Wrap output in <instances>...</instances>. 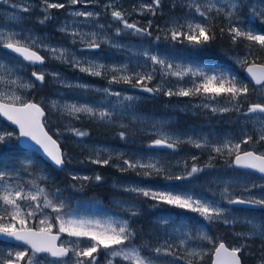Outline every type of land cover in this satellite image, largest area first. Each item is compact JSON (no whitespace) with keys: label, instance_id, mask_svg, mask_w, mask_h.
Instances as JSON below:
<instances>
[{"label":"rangeland","instance_id":"374dc122","mask_svg":"<svg viewBox=\"0 0 264 264\" xmlns=\"http://www.w3.org/2000/svg\"><path fill=\"white\" fill-rule=\"evenodd\" d=\"M165 1L157 9L156 14L159 16V23H155L150 30L151 36L133 35L132 31L124 30L118 36L116 29L121 28L122 24L113 20L111 17L112 8H105V5L110 2L115 6L123 9L127 14L128 19L131 15H143L144 19H139L138 26L147 27L150 21L148 12L139 11L140 6L145 3H150L151 0H93L92 3H87L84 0L82 3L76 5H68L67 0H50V2L65 3L66 7L63 9H49L47 14L50 19L45 20L44 23H39L44 19L45 11L43 0H18L17 2H10L12 10L0 9V33L7 35L9 33H18L17 39H24L25 37H36L38 43H43L57 48H67L70 54H75L82 61L94 60L98 63L106 64L108 66H121L126 65L128 71L124 74L153 72V80L147 81V86L161 87V91L154 93H140L130 90L128 86L131 84L126 83H109L113 73H107L103 76H91L87 73H82L78 68H73L67 63H62L59 60L51 58L43 48H38L45 58L53 63L52 66H43L36 69V72L44 71L48 73L45 79L47 82V94L43 97L44 107L51 110L52 113L62 117L67 122H90L88 123L92 128H114L117 130L132 131L135 140L134 145L124 146L120 145L117 141L108 139H100L97 137H88L90 139H60L62 142L64 152L68 153V158L71 160L64 168L65 173L72 178V176L79 177H94L99 174L103 179L99 182L94 179L75 180L80 187V191L86 192L78 195L76 199H70L71 204L68 209H64L75 218H84L91 220H99L102 223L107 220H112L118 224L122 220H129L130 226L137 231V236L133 240V244L137 246L143 245L145 242L148 244L149 249H154L161 246L167 241L173 245V251L176 256L166 255L163 252L156 254L152 251L143 253L142 255L151 257L155 264H185L184 261L178 257L185 254L186 249L179 245V239L185 238V233H190L193 239L188 240L187 247L195 248H211L212 245L207 241L195 238L199 232H206L212 236L216 242H219L217 236L220 234L224 242L226 241L229 247L239 246L241 243L248 244V239L239 238L235 235L238 232H247L248 228L243 223L246 220H255L250 218L246 211L242 210L243 206H234L227 203L224 198V188L229 189L226 194L229 199L242 198L248 199L250 197L264 198V178L253 174L252 172L242 171L232 166L233 155H228L227 150L223 154H217L212 150L211 145H222L225 140H232L239 142L244 138V133L253 135V140L257 139V134L261 127V121H264V116L261 114L243 115L246 111L247 104L244 106L242 113L228 112L227 113H213L211 108L203 107V104H210L214 106H223L224 100L219 99L216 102L205 99L204 96H168L165 92L172 89L174 92L180 88H190L191 82L196 77L186 75L183 79L176 76L166 75V69L159 64H153L150 59L143 56L142 53L147 50L151 54L157 55L165 59L167 63L173 64V71L177 70L176 66H191L194 69L197 67L208 66L201 59V54L198 55L199 49L189 45L186 39L172 40L170 33L166 30L173 26L174 23L185 24L187 21L193 23L210 22L208 17H201L195 11L194 7L189 5L200 4L201 10L205 11L209 3H217L219 6L230 3V0H162ZM254 3L253 8L264 11V4L260 0H252ZM19 5V7H17ZM16 9V10H13ZM28 8L29 11H24ZM182 10V11H181ZM76 11H92L100 13L99 17H78L72 13ZM215 11V9H213ZM250 15V14H249ZM251 21L260 22L253 16H250ZM158 19V18H157ZM264 25V23H261ZM103 25V28L100 26ZM54 28L59 32L58 39L56 35L52 34L48 28ZM62 27H67L68 31H60ZM80 33H97V39L101 41V46L98 49H88L81 42L80 37H73V31ZM186 31V29H181ZM160 39L157 40L156 37ZM55 37V38H54ZM103 37L108 39L105 41ZM167 37V38H166ZM90 37H86L88 39ZM75 40L79 45L74 46L66 40ZM248 53L245 50L242 54H231L228 56L231 59V69L236 71L242 67L236 62L238 59H243ZM254 53V51L252 52ZM0 64L4 65L0 68V76L6 80L20 78L19 83H32L36 86L35 81L31 75V66L26 64L21 58L11 54L0 45ZM52 72H59L64 83L57 82L50 75ZM98 79L100 81H95ZM249 82V81H248ZM17 85L0 83V92L11 93L15 92L17 95L23 97L25 101L29 100V92L32 88H21ZM135 83V80H133ZM250 83V82H249ZM66 84H88L91 87L87 90L78 87H66ZM110 89L111 92L121 93L120 97L114 95H106L96 89ZM129 95L137 97L133 101L123 100V96ZM57 100L61 105L67 103L76 104H89L99 108H108L113 111L112 122L100 121L95 118L88 117L87 115L80 114V119L77 120L69 116L66 112L61 113L59 109H52L50 102ZM122 100V104L117 101ZM149 101L155 106L150 112L141 109L142 102ZM161 101V102H160ZM264 102V101H263ZM157 103L162 107L167 108L168 112H158ZM248 103H256L248 101ZM129 105H131L129 107ZM115 106V108H113ZM180 113L189 114L192 116H199L200 113H207L218 116L221 120L210 122L205 125L195 124L192 122L180 123ZM135 117V118H133ZM259 117V119H257ZM94 126H93V125ZM17 133L14 128L8 126L3 120L0 119V131ZM130 131V132H131ZM163 134L171 136L169 142H175L177 138L181 141L178 145H183L182 152L175 151L169 152L166 146H155L153 141L162 138ZM191 137L194 141H205L208 146L197 148L193 143H189L188 138ZM251 145V144H250ZM250 145H242V151L248 150ZM259 150H264V143L256 146ZM107 149V151H104ZM100 152V158L112 157L108 165H101L92 163L88 157L96 158L95 153ZM231 157L230 167H221L213 169L205 167L213 159H218V165H224L227 157ZM196 157L195 160L192 158ZM32 161L33 156L30 152H22L18 155V161L11 163L5 158H0V171H6L9 175L0 181V193L5 192L7 185L8 191H15L19 187H23L25 193L28 191L35 192L37 187L45 188L49 197L57 202L63 199L57 198L55 191H50L47 186V181L50 178L41 167L32 171L31 167L27 165V161ZM123 160L139 161L140 163H155L157 167H161L163 171L160 174H153L151 176H144L142 173L145 169L128 170L132 175L121 174L122 171L115 165L126 167ZM26 165V169L22 166ZM195 165L202 169V171L195 173L191 177L185 179L166 180L165 176H186V173L191 170ZM28 169V170H27ZM126 172V171H124ZM46 177V179H45ZM35 182V185L33 184ZM140 186L152 188L153 190H168L179 193H189L196 198H204L207 200H215L220 206L226 207L230 210V217H235L240 223L225 225L222 221L211 222L214 226L208 227L205 220L197 213L174 208L170 205L160 203L154 211L156 215H162L156 218L155 215L150 213V221L156 223L155 228H159L162 234H167L169 239L159 237V239H151L154 236L152 225L147 222L142 223L144 229L140 228L138 221L134 220L126 208H131L132 204L118 203L123 201L135 202L136 210L147 206L150 211L153 209L152 205L157 204L150 198L137 197L134 193H127L124 191L125 187ZM107 201L101 196L108 194ZM145 199V201H143ZM69 201V202H70ZM106 202V204L104 203ZM43 202L41 198V203ZM68 202V203H69ZM22 207L25 211L28 210L29 201H21ZM145 204V205H144ZM56 213L51 208L44 209V214L37 213V228L41 225L39 221L44 219V216L55 217ZM152 216V217H151ZM197 216V217H196ZM36 215L28 218L27 225L35 222ZM166 219L167 224L158 223L161 219ZM198 220L199 223L196 221ZM256 221V220H255ZM7 222V221H5ZM55 224V220L53 219ZM218 228V230H216ZM53 230H58V226ZM61 242H68L75 238H70L66 233ZM224 237V238H223ZM230 242V243H229ZM6 249L2 247L1 251ZM205 258V257H204ZM53 259V258H48ZM106 256L103 251L98 255V264H106ZM119 260H121L120 263ZM69 264L71 261L69 260ZM114 264H130L129 261H123L121 258H115Z\"/></svg>","mask_w":264,"mask_h":264},{"label":"snow or ice","instance_id":"6c2138e0","mask_svg":"<svg viewBox=\"0 0 264 264\" xmlns=\"http://www.w3.org/2000/svg\"><path fill=\"white\" fill-rule=\"evenodd\" d=\"M84 0H67L68 5H76L82 3ZM93 0H87V3H92ZM264 2V0H262ZM162 0H151L150 3H145L140 6L139 11L150 12L153 15L156 14L157 9L161 7ZM45 16L39 23H44L45 20L50 19V15L47 14L49 9H63L66 7L65 3L50 2V0H43ZM194 7L201 17H208V13L215 9L217 16L223 15L224 19L228 22V27L225 29L220 28V33L223 35L225 31L231 38L233 44L243 40L246 41V47L249 52L243 59H238L236 62L246 69L247 75L250 77L252 88L250 89L249 83L239 79L237 75L232 73L229 69L221 68L216 65H208L206 67L193 68L190 65L187 67L177 65V70L173 69V64L167 63L165 59L160 58L157 55L151 54L145 50L142 55L152 61L153 64H159L165 68L166 75L176 76L183 79L184 76L190 75L196 77L199 83L194 82L190 88H180L177 91L168 89L165 95L173 96H194L202 95L205 99L216 102L219 99L224 100L223 106H214L210 104H203V107L211 108L213 113H242L245 103L250 92H255L261 101H264V63H257L258 57L253 58L252 48L258 47L261 51H264V31H256L252 26H244V21L240 19L239 9L242 6L241 0H230V3L219 6L217 3H209L205 11L201 10L200 4L189 5ZM19 7V5H17ZM105 8H112L111 17L113 20L120 22L123 28H117L116 35H120L124 30H132L133 35L151 36L152 33L149 30L152 22H148L147 27L138 26L137 23H129L126 18L125 11L114 3L110 2L105 5ZM24 11H29L28 8H24ZM78 17H99L100 13L92 11H76L72 13ZM250 16L255 17L261 23H264V11L253 8L249 13ZM209 21L212 19L208 17ZM233 21H236L234 23ZM103 28V25L100 26ZM186 29V31H181ZM60 31L67 32V27H62ZM167 32L170 33L172 40L186 39L187 43L194 48H207L211 42L216 38V33L213 31V25L209 23H193L187 21L185 24L174 23L169 27ZM18 33H9L4 35L0 33V45L4 49L11 50L12 53L18 54L24 61L30 64H44L45 56L40 54L38 48L45 49L50 53L51 58L59 60L62 63H67L73 68H78L82 73H87L91 76H103L107 73H113L109 83H126L131 84L132 87H140L144 91L149 93L161 91V87L155 88L148 87L146 82L153 80V72L132 73L120 75V73H126L128 71L126 65L121 66H108L106 64L98 63L94 60H81L75 54H70L67 48L52 47L47 44L38 43L36 37H25L24 39H17ZM73 37H80V42L88 49H98L101 46V41L97 39V33H80L79 31H73L71 33ZM86 37H90L86 39ZM167 38V37H166ZM107 37H103V40H107ZM160 39L159 36L156 37ZM75 43V40H73ZM4 65L0 64V68ZM35 77L36 81L44 83L46 75L48 73L41 71H33L31 73ZM50 75L54 80L60 83H64L59 72H52ZM20 78L6 80L0 76V83H7L17 85ZM135 80V83H133ZM66 87H78L80 89L87 90L91 86L88 84L70 85L66 84ZM21 88L34 87L32 83H19ZM106 95H114L120 97L121 93L111 92L110 89H96ZM138 99L137 97L125 95L123 100L133 101ZM118 104H122V100L117 101ZM52 109H59L61 113H67L69 116L79 120L80 114L87 115L88 117L98 119L100 121L112 122L113 111L108 108H99L89 104H63L59 101L52 100L50 102ZM131 105H129L130 107ZM115 108V106H113ZM249 114H261L264 116V102L247 103L246 111L243 115ZM0 115L6 117L12 124L17 125L19 128L18 138H29L35 142V145L39 146L45 156L57 167H64L71 163L68 158V153L64 152L57 139H53L52 135H49L45 130V124L43 118L45 117V110L41 107L40 103L25 101L22 96L17 95L14 91L9 93L0 92ZM135 118V117H133ZM259 119V117H257ZM261 127L257 134V139L253 140V135L244 133V138L239 142H233L232 140H225L222 145H211L212 150L217 154H223L227 150L228 155L234 154V165L254 170L264 175V150H259L256 146L264 143V121H261ZM67 131L73 133L76 137H85L88 135L86 131H82L77 128H68ZM59 133V129H57ZM16 134L9 131H0V146H7L8 143ZM120 137L124 138L125 133L122 131ZM171 136L163 134L162 138L153 141L155 146H166L168 148H176L181 142L179 138L175 142H169ZM189 143H193L195 147L201 148L208 146L205 141H194L191 137L188 138ZM26 143V142H25ZM252 145L251 150L242 151V145ZM31 146V145H29ZM107 151V149H104ZM2 152V148H0ZM96 158L89 156L88 159L95 164L108 165L112 160L111 156L108 158H100V152L95 153ZM193 160L196 157L192 158ZM123 164L126 167L115 165L120 171L145 169L142 173L144 176H151L154 173L160 174L163 169L157 167L155 163H140L132 160H123ZM27 165L31 166L32 161H27ZM202 171L201 168L193 165L191 170L186 173V176H165L166 180L176 179L181 180L186 177H191L195 173ZM9 175L6 171H0V181H3ZM46 179V177H45ZM73 180L94 179L99 182L103 177L99 174L94 177H79L72 176ZM35 185V182H33ZM5 192L0 193V237L10 238L19 242L26 247L23 250H9L6 255L0 254V264H98V255L103 251L106 256V264H114L115 258L119 257L123 261H129L130 264H155V261L149 257L142 255V250H149L156 254L164 253L175 257L176 253L173 251V245L165 241L161 246H157L154 249H149L147 242L141 246L133 244L134 238L137 236V231L130 226L129 220H122L118 224L112 220L101 222L99 220H91L84 218H75L74 216L65 213V205L63 201H55L49 197V194L45 188L37 187L35 192L28 191L25 193L23 187H19L15 191H8L7 185L5 186ZM124 191L127 193H134L137 197L150 198L157 201V204L152 205L153 208L158 204L163 203L170 205L174 208L190 211L199 214L205 221L214 222L222 221L225 225H232L240 223L235 217H230V210L226 207H222L215 200H207L204 198H196L189 193H179L168 190H153L152 188L129 186L125 187ZM229 189L224 188V198L227 199L228 204H246L250 206L264 207V198L250 197L248 199H242L239 197L229 199L227 197ZM56 194H59L57 190ZM41 198L43 202L41 203ZM21 201H29L28 210L25 211L22 207ZM118 203L132 204L131 208H126L125 211L129 212L132 217L138 216L139 211L136 210L135 202L123 201ZM51 208L55 217L44 216V219L39 221V228H32L27 226V220L30 217L37 215V213L43 215L44 209ZM55 220V224L53 223ZM7 221V222H5ZM158 223L167 224L166 219H161ZM248 228L247 232H238L235 235L239 238H260L264 239V221L257 222L255 220H246L243 222ZM58 226V230L54 233L53 228ZM66 233L68 237L75 238L68 242H60L61 234ZM185 238L179 239V245L186 249L183 256L178 259L185 262V264H200L205 256L211 254V264H242L241 252L247 247L246 244L241 243L239 246L229 247L223 240L216 242L212 236L206 232H199L197 234L198 239L207 241L212 245L211 248H195L187 247L188 240L193 239L190 233H185ZM39 254H45L41 257ZM49 257L53 259H48ZM67 258V259H66ZM258 264H264V251L261 252Z\"/></svg>","mask_w":264,"mask_h":264},{"label":"trees","instance_id":"16d2710c","mask_svg":"<svg viewBox=\"0 0 264 264\" xmlns=\"http://www.w3.org/2000/svg\"><path fill=\"white\" fill-rule=\"evenodd\" d=\"M260 1L262 2V0H260ZM241 3H242V6L239 9V15H240V19L244 21V26L245 27L252 26L258 32L264 31V25H262L261 22L256 21L253 23L251 21L249 13L251 12L252 7L254 5L252 0H241ZM262 3L264 4V2H262ZM164 4H165V1H162L161 5H164ZM147 14L149 16L151 13L148 12ZM209 15L212 18L210 23L213 25V31L216 33V38L211 42V44L207 48H200L198 55L204 51L205 53L201 54V59L207 65H216V66L221 67V68L229 69L232 73L237 75V77L239 79L243 80L246 83H249L243 75V68L236 70V71L232 70L231 69V59L228 58V56L231 54H237V53L242 54V53H244L245 50H248V52H249V49L245 46L247 42L241 40L238 43L233 44L230 36L228 35V33L226 31L223 35H221V33H220L221 27H223L225 29L228 27V22H227V20L224 19L223 15L217 16L216 11H212ZM144 18L145 17L142 14L141 15H131L128 17V21H129V23H133V22H138L139 19H144ZM149 19L152 22L150 30L153 28V25L155 23H159V21L161 20V19H159V16L157 14L149 16ZM233 22L236 23V21H233ZM205 23H209V22H205ZM121 28H123V25ZM47 30H49L52 34L56 35V37H58V39H64L63 36L60 37L59 32H57L54 28L49 27ZM128 31H132V30H128ZM66 41L70 42V44H72L74 46L79 47V45L77 43H73L71 40L67 39ZM197 49H199V48H197ZM251 51L252 52L254 51L253 58L258 57L256 62L264 63V51H261L256 46H254ZM45 65L52 66L53 63L49 60H46ZM46 79H45L44 83H42L41 85H39V84L36 85L29 92V99L33 100V101H37V102L39 101V102H41V104H43V106H44L43 97L47 94ZM95 81H100V80L95 79ZM194 82L199 83V80L198 79L193 80L191 82L190 87H192ZM249 86L251 89L252 84L249 83ZM194 96H199V95H194ZM248 101L263 102L258 98V96L255 94V92H250L245 105L248 103ZM152 105H153L152 102L150 103L149 101H144V102H142L141 109L143 111L150 112L151 109L155 108V106H152ZM157 107L159 109V110H157L158 112H168L167 108L162 107L161 104L157 103ZM225 116H229V113H227ZM217 117L218 116H216V115H211V114H207V113H200L199 116H192L189 114L180 113L179 120H180V123H184L183 121H186V122H192V123L201 124V125H205L207 123L209 125H211L210 124L211 120L212 121L221 120ZM203 121L207 122V123H202ZM88 123H90V122H75V123L67 122V121L63 120L61 116L52 113L51 110H49L48 108L46 109V116L44 118V124H45L46 129L49 131V133L52 136H54L57 139L80 140V139H90L88 137H91V138L97 137L100 139H108V140H112V141H117L120 145H124V146H132L135 143V140L133 138L131 130H130L131 131L130 132V131H124V130H117L114 128H109V129L103 128L102 129V128H96L93 124L92 125L94 127L92 128ZM73 127L80 129L82 131H86L88 133V135L85 137H76L73 133L66 130L68 128H73ZM57 129H59V133H57ZM122 131L125 133L124 138L120 137V133ZM183 147H184L183 145L182 146L178 145L177 146L178 151L182 152L184 149ZM0 148H2V152H0V153L5 152V154L10 152V150L12 148H14L16 150L17 149L20 150V148L16 144V138L15 137L12 138V140L8 143L7 146H0ZM247 148L252 149V145L248 146ZM168 150H169V152L175 151L174 148H168ZM10 153H12V152H10ZM10 153H9V156H10ZM12 156H13V154L11 155V157ZM35 156H36V160H35L36 162L34 163V166L31 167L32 171H35L36 168L41 167L44 170V172H46L48 174L50 181L46 182L47 186H48L50 191L57 192V190H59V194L57 195V198L59 197V199L64 200V202L66 204L65 209H68V206L71 203V202H69L70 199H76V198H78V195H82L83 193H86V192L82 193L80 191L81 186H79L75 180H73L70 176H68L64 170H57V169L53 168L49 163L44 161L40 156H38L36 154H35ZM8 159L10 160L11 158H8ZM218 159L219 158L213 159L205 167L218 169V168H221L223 166L224 167H230L231 166L230 165L231 164V157L230 156L227 157L224 165H218ZM121 174L122 175L127 174V176L132 175L128 171L121 172ZM101 197L105 201H107L108 194H106V195L102 194ZM143 201H145V199H143ZM156 209H157V207L153 208L150 211L149 209H147V206L145 205V207L139 209V215L133 217V219L138 221L141 229H144V227L142 225V223H144V222H147L148 224L150 223L152 225L153 232H154V236H152V238H151L152 240L153 239H159V237H164L165 239H169V236L166 233L162 234L158 227L155 228L154 225H156V223H153V221H155L154 219H153V221H150V213L152 215H155L156 218L162 217V215H156L155 214L154 211ZM242 210L246 211L247 214L249 215V217L255 219L257 222L264 221V207H261V206H254V207H248V208L244 207V208H242ZM196 221L199 223L198 220H196ZM205 224L208 227L215 225V224L208 222V221H205ZM216 230H218V228H216ZM217 239L221 240L222 236L219 234L217 236ZM2 244H4L6 247V249H4L2 251L0 250V254H3V255H6L9 250H22L21 247L13 245V244H8V243H2ZM246 245H247V247L240 254L242 264H258L260 254L262 251H264V239L252 238L249 240V243ZM41 257H44V255H42ZM210 260H211V254L205 256V258L200 262V264H210Z\"/></svg>","mask_w":264,"mask_h":264},{"label":"water","instance_id":"95a60500","mask_svg":"<svg viewBox=\"0 0 264 264\" xmlns=\"http://www.w3.org/2000/svg\"><path fill=\"white\" fill-rule=\"evenodd\" d=\"M8 50V49H7ZM10 52H11V50H9ZM13 54H15V53H13ZM15 55H18V54H15ZM22 58V57H21ZM23 59V58H22ZM26 63H28V64H30L29 62H27V61H25ZM257 63H260V62H257ZM30 65H33V64H30ZM43 65V64H42ZM34 66H41V64H35ZM243 75H244V77H245V79L247 80V81H249L250 83H251V81H250V77L247 75V73H246V69L245 68H243ZM35 78V77H34ZM38 83H40L39 81H37ZM252 84V83H251ZM129 89H131V90H135V91H138V92H143V93H146V91H144L142 88H140V87H132V85L131 86H129L128 87ZM32 102H34V101H32ZM36 103H38V102H36ZM41 105V104H40ZM41 107H42V105H41ZM43 108V107H42ZM45 110V109H44ZM46 114V113H45ZM0 117L6 122V123H8L9 125H11L12 127H14L15 128V130H16V132H17V142H18V144L21 146V148H23V149H25V150H32V151H35L37 154H39L43 159H45V161H47V162H49L53 167H55L56 169H62L63 167H57V166H55L46 156H45V154L42 152V150L39 148V146H37V145H35V142H33V141H31L29 138H18V135H19V128H18V126L17 125H14V124H12V122L11 121H8L7 119H6V117H3L2 115H0ZM44 119V118H43ZM45 130L47 131V129H46V127H45ZM49 133V132H48ZM49 135H51L50 133H49ZM53 139H55L54 137H53ZM26 142V143H25ZM58 143L60 144V142L58 141ZM29 145H31V146H29ZM60 147H61V144H60ZM61 149H62V147H61ZM63 150V149H62ZM248 150H251V149H248ZM243 151H247V150H243ZM233 161H234V155H233V157H232V166L234 167V168H236V169H238V170H242V171H247V172H252V173H254V174H256L257 176H259V177H262V178H264V175H262V174H260V173H258V172H256V171H254V170H251V169H244V168H240V167H238V166H236V165H234V163H233ZM230 205V204H229ZM232 205H234V206H238V205H240V206H245V207H250V205H246V204H231V206ZM32 228H34V227H32ZM55 233V232H54ZM61 238H62V234H61ZM0 239H2V240H4V241H8V242H12V243H16V244H19V245H22V244H20L19 242H17V241H14V240H12V239H10V238H5V237H0ZM58 243H59V241H58ZM227 245V244H226ZM22 246H25V245H22ZM26 247V246H25ZM211 259H212V257H211Z\"/></svg>","mask_w":264,"mask_h":264},{"label":"flooded vegetation","instance_id":"af4514ba","mask_svg":"<svg viewBox=\"0 0 264 264\" xmlns=\"http://www.w3.org/2000/svg\"><path fill=\"white\" fill-rule=\"evenodd\" d=\"M18 0H1L0 1V9H7L8 11H11V6H8V3L10 2H17ZM18 3V2H17ZM13 10H16L13 8ZM36 226H37V215H36Z\"/></svg>","mask_w":264,"mask_h":264}]
</instances>
